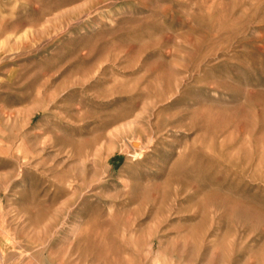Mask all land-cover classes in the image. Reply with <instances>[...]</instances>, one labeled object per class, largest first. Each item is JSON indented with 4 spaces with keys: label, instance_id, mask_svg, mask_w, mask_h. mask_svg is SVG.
I'll return each instance as SVG.
<instances>
[{
    "label": "rangeland",
    "instance_id": "374dc122",
    "mask_svg": "<svg viewBox=\"0 0 264 264\" xmlns=\"http://www.w3.org/2000/svg\"><path fill=\"white\" fill-rule=\"evenodd\" d=\"M0 264H264V0H0Z\"/></svg>",
    "mask_w": 264,
    "mask_h": 264
}]
</instances>
